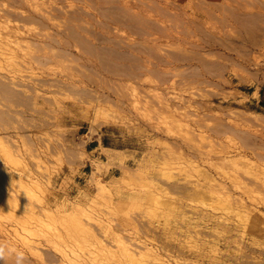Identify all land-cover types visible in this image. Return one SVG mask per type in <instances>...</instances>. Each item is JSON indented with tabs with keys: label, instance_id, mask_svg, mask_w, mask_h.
Returning a JSON list of instances; mask_svg holds the SVG:
<instances>
[{
	"label": "rangeland",
	"instance_id": "374dc122",
	"mask_svg": "<svg viewBox=\"0 0 264 264\" xmlns=\"http://www.w3.org/2000/svg\"><path fill=\"white\" fill-rule=\"evenodd\" d=\"M37 2L58 13L51 26L13 22L74 36L43 64L0 55L15 91L0 89V243L26 264H78L93 251L81 225L102 216L154 241L151 264H264V174L215 153L241 149L264 169V0ZM205 180L217 195L197 192ZM244 190L257 219L230 203ZM203 210L220 221H185Z\"/></svg>",
	"mask_w": 264,
	"mask_h": 264
},
{
	"label": "bare ground",
	"instance_id": "6f19581e",
	"mask_svg": "<svg viewBox=\"0 0 264 264\" xmlns=\"http://www.w3.org/2000/svg\"><path fill=\"white\" fill-rule=\"evenodd\" d=\"M19 7H22L24 10L19 11L18 10ZM56 13L53 12L52 10H48V11L43 10L39 6V3L37 2V0H0V55L5 56L6 58L22 57L24 59V58H28L29 57L28 60H26V59L25 60L27 61L28 64H30L31 66H34L35 63L43 64V63H46V62H48L50 60L58 59V58H61V57L65 56V55H67V54H70L71 53V47H70L71 44H70V42H72V40H70V38H71L72 34H70V33H62L61 31H56V32L53 31L54 33L53 32L52 33H45V32H42V31H34V30L30 31L32 29H30V28L26 29L25 25L19 24L17 21L13 22L14 20H18V21L22 20V21H24L26 23L27 22H36V23H39V25H40V27H42V29H45V27L51 26V24L53 23L52 21L55 20V16H57V14H58V13L57 14ZM81 18L77 17L76 20H81ZM53 25H55V24H53ZM53 27L54 26H52V28ZM73 36H74V34L72 35V37ZM32 45H36V48H37V50L34 51L35 54L33 56H28V55L19 53L20 50H23L24 46H26L24 48L26 50V48L27 49H29V47L31 48ZM54 46L58 47L57 51L51 49V48H54ZM11 78L12 79L9 78V80H11V83L14 84V85L17 84V80H15L14 77H11ZM0 89L1 90L6 89V91L8 90V91H11V92L13 91L12 92L13 94L15 92L14 90H10V89H13V88L8 83H5V82H4V84H2V83L0 84ZM189 126H188L187 129H189L190 132L193 131V134H194V132H196V131H194L195 129L192 130L193 128L191 129V128H189ZM189 134H191V133H189ZM199 134L200 133H198V135ZM205 135H201V136L199 135L200 136L199 139L202 138V139H200V141H202V140H204L206 138ZM188 136L191 137L192 135L191 136L188 135ZM205 140H207V139H205ZM213 142H215V141H213ZM201 144H202V142H201ZM211 144L213 145L214 143H211ZM195 147H196V144H195ZM227 149H229V147ZM242 149H244V148H242ZM194 150H196V149H194ZM216 150H218V149L216 148ZM218 152L220 154H222V155L219 156L220 154ZM228 152H230V151L229 150H225L223 148V150H218L215 153H218L219 159H221L223 157L224 159L226 158V159L232 160L236 164V166H239L240 168L244 167L247 164H249V166L252 165V166L256 167V169H258L259 172H261L260 174H264V169L262 167H260V165H258L257 163L253 164V162L250 159V157L245 156L246 154L244 152H241V149H240L239 152H235L236 155H234V154L232 155L231 153L229 155ZM218 156H217V159H218ZM187 158H186V160L188 161L190 158H188V159ZM192 161H195V160H191L190 162L188 161V164L190 166L198 164V163L196 164V162H193V163H195V164H193ZM211 161L214 162L213 161V157H212ZM216 163H217V161H216ZM198 167L199 166L197 165V169H198L197 171L200 170ZM194 168H196V167H194ZM203 176H205L206 180L207 179L214 180L210 176V174L207 173L206 171H203ZM261 176H262L261 177V179H262L261 183L264 185V176L263 175H261ZM259 179H260V177H259ZM206 180L203 183L202 182L197 183V185H196L197 186L196 187L197 188V192L198 193H206L207 191H209L210 193L217 195V193H218L217 191L220 188V183L217 182L215 185H212V188L209 190V187L206 186L207 185ZM258 184H259V182L255 181L254 188L251 187L250 190L254 191L253 189H255L258 186ZM101 188H102V190L104 192L107 191L106 189H109V188H107L104 185H102ZM158 188L163 189L165 193H168V189L167 188L166 189L163 188V187H158ZM247 191L248 190H244L243 193H241V196L238 195L239 197L231 195L230 196V198H231L230 199V203L233 206H238V207H242V208H245V209H249L251 213L247 214V218L251 217V218L257 219V216L260 213V212H258L259 211L258 205L255 204V205H253L252 207L249 208V206L247 205V199H246V197L243 196L244 193L247 192ZM251 197H257V195L251 194ZM259 199L261 200V203L264 204V196L259 197ZM257 203H259V202L257 201ZM32 216H34V215H32ZM262 217H264V214H263ZM34 218L35 217H33V219ZM219 218L220 217L218 215H216L215 212H209V211H204L203 210V211H201L199 213V216L197 218L191 217V218H189L188 220H185V221H200L199 222L200 224H201V221H205V222L206 221H208V222L211 221V222L214 223V221H220ZM35 220L36 219H34V221ZM38 221H42L41 218H39ZM95 221L98 224L99 228H101L103 230V232H104L103 236L99 235V231H98L99 228L97 229V227H95L92 223H83L81 225V228L87 234L92 236V238H93V243H92L93 251L87 257H85L83 259V261L78 262V264H88L87 262L89 261V259L91 261H93L91 264H94V263L96 264V261H100V262H102V264L103 263L105 264V261L108 262L111 259H113L112 260L113 264H122V262H125L126 264H151L150 263L151 260L157 259V255H158V252L160 250V247L155 245L156 243L154 244L153 243L154 241L152 242V240H149L147 235L144 236L139 231H136V233H135V231H133L135 233V235L132 234L133 237L131 236V237H129V240H125L123 238V236H121L120 234L117 236L118 233L117 234L115 233V230H114L115 228H113L112 223L108 222L110 220H108V219H106V218H104L102 216H95ZM218 223H220V222H218ZM216 225H217V223H216ZM198 226L201 227L203 225L200 226L198 224ZM218 226H219V224H218ZM196 227L197 226H195V228ZM209 228H212V225ZM213 228H214V226H213ZM219 228H220V226L218 227V229ZM197 229H198V232L201 231V230H199V228H197ZM136 230H139V228L138 229L136 228ZM199 234H201V232ZM110 235L114 236V237L116 236L115 239H114V241L115 240L117 241L116 250H113L112 247L109 246V244L107 242V238L110 237ZM204 239H206V238H204ZM204 241H206V240H204ZM197 244H200V243H197ZM202 247H203V245H202ZM161 249L163 250V247ZM205 250H207V249H205ZM202 255H204V254H202ZM14 261H15V257H12V258L11 257H7L5 262L0 261V264H14ZM26 262H31V259L29 257H27ZM100 262H99V264H100ZM89 264H90V261H89Z\"/></svg>",
	"mask_w": 264,
	"mask_h": 264
},
{
	"label": "clouds",
	"instance_id": "9594fccd",
	"mask_svg": "<svg viewBox=\"0 0 264 264\" xmlns=\"http://www.w3.org/2000/svg\"><path fill=\"white\" fill-rule=\"evenodd\" d=\"M10 255L15 256L14 264H26L27 257L24 252L10 248L4 243H0V261L5 262L6 258Z\"/></svg>",
	"mask_w": 264,
	"mask_h": 264
}]
</instances>
